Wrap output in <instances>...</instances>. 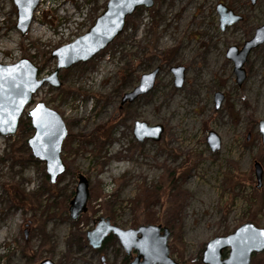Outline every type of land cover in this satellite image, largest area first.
Listing matches in <instances>:
<instances>
[{"label": "rangeland", "instance_id": "1", "mask_svg": "<svg viewBox=\"0 0 264 264\" xmlns=\"http://www.w3.org/2000/svg\"><path fill=\"white\" fill-rule=\"evenodd\" d=\"M108 1L40 0L22 36L12 0H0V65L27 59L38 79L48 77L57 64L51 53L86 34ZM219 4L241 20L222 30ZM263 23L264 0H153L126 17L122 33L90 61L60 70L58 88L42 86L16 133L0 136V264H101L102 257L124 264L116 239L100 250L88 245L86 233L100 218L122 230L167 228L177 264H202L208 241L245 223L264 229V44L247 57L241 85L226 58ZM176 67L184 68L179 89L170 72ZM156 69L153 88L121 104ZM38 103L67 129L66 170L52 185L28 147L32 128H21ZM135 122L161 127L160 138L136 141ZM209 132L220 140L218 151L206 143ZM254 163L262 169L258 187ZM77 173L89 182V199L86 214L72 222ZM250 264H264V252Z\"/></svg>", "mask_w": 264, "mask_h": 264}, {"label": "water", "instance_id": "2", "mask_svg": "<svg viewBox=\"0 0 264 264\" xmlns=\"http://www.w3.org/2000/svg\"><path fill=\"white\" fill-rule=\"evenodd\" d=\"M251 3L254 0H250ZM16 7V29L24 36L32 23L33 14L40 0H12ZM153 0H109L104 13L99 16L91 29L70 44L64 45L51 53L57 61L51 75L38 81V68L27 59H21L12 65H0V136H13L19 126L26 107L31 105L33 96L44 85L58 88V73L79 63H86L108 47L123 31L126 17L132 15L139 7L151 8ZM220 28L238 23L241 17L235 16L226 7H216ZM264 44V23L255 30L253 37L246 41L241 49L234 46L226 51V58L233 64L236 83L241 85L245 79L243 66L249 54ZM174 77V87L179 89L184 81V68L170 70ZM158 70L142 75L132 92L124 94L121 104L132 103L139 96L148 93L154 86ZM223 96L215 94V108L218 109ZM36 113L34 116L33 113ZM27 117L33 130L27 141L31 155L44 164L49 184H55L65 172L66 166L61 159L63 141L67 136L66 126L60 115L47 108L43 103L36 104L28 111ZM262 145L264 147V121L259 123ZM161 127H148L143 122H135L133 135L136 141H157ZM206 143L211 152L220 149V140L209 132ZM257 187L262 181V169L258 163L253 165ZM76 186L68 204V216L72 222L77 221L87 212L89 199V182L81 173L76 174ZM96 227L86 233L88 245L99 250L109 235L117 239L126 255L133 251L135 256L130 264H177L169 257L167 242L170 232L167 228L152 224L141 225L137 229L122 230L110 224L108 218L95 221ZM224 252L227 255L224 257ZM264 252V229L251 223L239 226L233 233L224 237H215L205 245L201 256L202 264H250L254 254ZM102 264L105 258L100 259ZM40 264H54L44 261Z\"/></svg>", "mask_w": 264, "mask_h": 264}, {"label": "trees", "instance_id": "3", "mask_svg": "<svg viewBox=\"0 0 264 264\" xmlns=\"http://www.w3.org/2000/svg\"><path fill=\"white\" fill-rule=\"evenodd\" d=\"M21 128H22V130H31V127H30V123H29V121H27L26 123H22L21 124ZM114 239H113V237H109L105 242H104V244L102 245V248H103V246H105L107 243H109L110 241H113ZM127 262H129L128 261V257L127 256H125L124 257V264L125 263H127Z\"/></svg>", "mask_w": 264, "mask_h": 264}, {"label": "flooded vegetation", "instance_id": "4", "mask_svg": "<svg viewBox=\"0 0 264 264\" xmlns=\"http://www.w3.org/2000/svg\"><path fill=\"white\" fill-rule=\"evenodd\" d=\"M95 227H96V224H95ZM95 227H94V228H95ZM94 228H93V229H94ZM110 236L113 237L112 235H109V236L107 237V239H108ZM107 239H106V240H107ZM113 239L115 240L116 238L113 237ZM106 240H105V241H106ZM105 241H104V242H105ZM116 241H117V239H116ZM104 242H103V244H104ZM117 242H118V241H117ZM118 243H119V242H118ZM103 244H102V245H103ZM119 245H120V244H119ZM120 247H121V246H120ZM101 248H102V246H101ZM101 248H100V249H101ZM121 248H122V247H121ZM100 249H99V250H100ZM122 250H123V249H122ZM123 251H124V250H123ZM124 253H125V252H124ZM132 253L135 254V252H133V251L130 253V255H126V254H125V256L128 257V261H129V262H127L128 264H130L131 258L133 257V256L131 255ZM135 255H136V254H135ZM224 257H225V255H224ZM101 264H102V263H101Z\"/></svg>", "mask_w": 264, "mask_h": 264}, {"label": "snow or ice", "instance_id": "5", "mask_svg": "<svg viewBox=\"0 0 264 264\" xmlns=\"http://www.w3.org/2000/svg\"><path fill=\"white\" fill-rule=\"evenodd\" d=\"M33 115L35 116V115H36V113L34 112V113H33Z\"/></svg>", "mask_w": 264, "mask_h": 264}, {"label": "bare ground", "instance_id": "6", "mask_svg": "<svg viewBox=\"0 0 264 264\" xmlns=\"http://www.w3.org/2000/svg\"><path fill=\"white\" fill-rule=\"evenodd\" d=\"M42 2V1H41ZM65 7V6H64ZM69 13V12H68ZM70 14V13H69ZM71 15V14H70Z\"/></svg>", "mask_w": 264, "mask_h": 264}]
</instances>
